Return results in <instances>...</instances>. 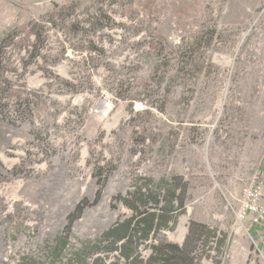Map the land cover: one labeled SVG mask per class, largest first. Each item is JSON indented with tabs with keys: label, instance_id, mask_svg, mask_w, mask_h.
Listing matches in <instances>:
<instances>
[{
	"label": "rangeland",
	"instance_id": "1",
	"mask_svg": "<svg viewBox=\"0 0 264 264\" xmlns=\"http://www.w3.org/2000/svg\"><path fill=\"white\" fill-rule=\"evenodd\" d=\"M106 89L104 119L90 109ZM260 171L264 0H0V264H70L85 246L87 264H128L99 240L142 188H165L151 212L175 189L186 205L141 260L191 238L192 264H264L234 213Z\"/></svg>",
	"mask_w": 264,
	"mask_h": 264
},
{
	"label": "trees",
	"instance_id": "2",
	"mask_svg": "<svg viewBox=\"0 0 264 264\" xmlns=\"http://www.w3.org/2000/svg\"><path fill=\"white\" fill-rule=\"evenodd\" d=\"M27 105L30 106L31 102H29ZM164 191L165 188H162L159 191V196L156 198H162V192ZM178 193V190L175 189L169 194H165L167 207L163 213L159 210L151 212L148 209L149 205H154L157 207L156 209H158L160 201H157V199L154 198L151 193L145 192L143 188L136 195L132 194L130 199L132 201L129 202L128 206L133 202V204L129 207L134 211H138L136 217L125 223L117 224L104 237H102L99 240V244L101 245L100 251L108 253L109 255L117 254L119 261L128 264H139L140 261L142 264H192V252H190V245L192 242L191 238L183 248L178 246H166L167 248L165 247V250L168 251V254H164V249L161 251V248H155L154 251H156V254H160V252L163 254L160 256L158 261H156L154 258L149 261L141 260V254L138 252L140 249V244H138L139 242H149L153 235H157L159 232H162L165 229H171L170 224L172 223V218H169L168 216L170 215V217H175L174 215L176 212H178V210L184 209L186 205L184 201L179 202L181 196L178 197ZM136 204H140L142 207H145V210L140 211V208L134 206ZM69 232V230H66L60 239L58 250L61 252V254L67 247V238L69 237ZM63 237H65V239H63ZM92 253L93 250L91 247L85 246L81 251L74 253L69 263L87 264V260L91 257L90 255H92ZM97 260L95 264L104 263L102 259ZM112 264L118 263L116 262Z\"/></svg>",
	"mask_w": 264,
	"mask_h": 264
},
{
	"label": "built area",
	"instance_id": "3",
	"mask_svg": "<svg viewBox=\"0 0 264 264\" xmlns=\"http://www.w3.org/2000/svg\"><path fill=\"white\" fill-rule=\"evenodd\" d=\"M97 52L99 53L100 51H96L95 54H97ZM76 54L79 55L84 53L78 52ZM87 95L88 92L78 96L75 100L76 105L85 102ZM115 102V96L106 89L102 92L98 103L90 109V112L107 119L113 113H110V110L111 106L114 107ZM136 109L138 112L142 113L147 110L145 104H136ZM70 152L71 149L67 153ZM234 213L236 216L238 233H243L245 237L252 239L258 247L259 253L264 258V253L259 249L256 237L253 235L254 229L264 228V172H258L247 188L244 189L241 198L237 200Z\"/></svg>",
	"mask_w": 264,
	"mask_h": 264
},
{
	"label": "bare ground",
	"instance_id": "4",
	"mask_svg": "<svg viewBox=\"0 0 264 264\" xmlns=\"http://www.w3.org/2000/svg\"><path fill=\"white\" fill-rule=\"evenodd\" d=\"M227 64V66H230L228 63H226ZM113 110H114V107L113 106H111V110H110V113H112L113 112ZM109 113V114H110ZM108 114V115H109ZM111 203H112V200L110 199V197L109 196H107L106 198H105V200H104V202H103V204H102V206H101V210H106V211H108L109 213H111ZM68 208L70 209V208H73V205H69L68 206ZM90 215H91V213H89ZM89 220H91V219H89ZM114 221H116V219L114 220ZM89 222V221H88ZM87 223V222H86ZM88 224V223H87ZM258 234V233H257Z\"/></svg>",
	"mask_w": 264,
	"mask_h": 264
},
{
	"label": "crops",
	"instance_id": "5",
	"mask_svg": "<svg viewBox=\"0 0 264 264\" xmlns=\"http://www.w3.org/2000/svg\"><path fill=\"white\" fill-rule=\"evenodd\" d=\"M253 235L256 237L261 248L264 250V228L254 229Z\"/></svg>",
	"mask_w": 264,
	"mask_h": 264
}]
</instances>
